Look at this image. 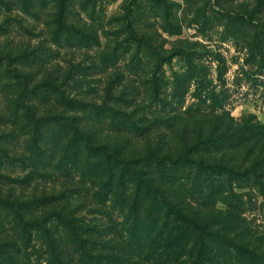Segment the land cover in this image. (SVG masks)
I'll list each match as a JSON object with an SVG mask.
<instances>
[{
    "label": "trees",
    "instance_id": "16d2710c",
    "mask_svg": "<svg viewBox=\"0 0 264 264\" xmlns=\"http://www.w3.org/2000/svg\"><path fill=\"white\" fill-rule=\"evenodd\" d=\"M54 1L58 9L56 41L60 42V30L67 42L85 39L87 45L92 40L98 43L94 35L68 24V0ZM241 18L246 17L241 14ZM127 29L128 44L135 42L137 50L154 54L153 100L166 106L163 111L167 115V108L171 112L176 107L174 102L161 97L163 80L156 73L181 52L166 55L168 51L162 44L136 34L130 24ZM23 56L27 58L26 54ZM15 59L10 53L0 54V64L5 61L3 72L6 77L16 78L13 84L19 91L10 99L11 116L15 126H22L20 129L29 138L30 156L19 161L25 164L30 159L31 167L35 168L24 177L12 180L23 186L32 183L36 174L41 175L37 168L46 167L47 157V150L41 144L42 129L57 128L67 132L61 162L58 166L48 163L44 169L50 167L61 172L63 166H68V156L74 165L82 159V169L89 174L92 186L90 191L86 190L87 194L92 193L95 203L111 207V211L103 210L106 221L94 218L87 222L86 216L79 214V205L73 203L75 195L81 192L77 189L20 197L0 190V231L8 225L19 231V239L0 243V264H19L18 257L26 256L35 231L47 243L50 264H264V233L253 236L254 233L241 232L246 221L243 218L246 202L236 192L237 188L250 185L264 194V125L231 128L211 123L209 128L197 135L185 136L172 147L165 141L166 134L177 130L182 120L180 113L172 114L166 122L154 118L146 124L148 119L138 114L139 106L131 110L115 104L126 99L115 97V102L101 103L82 101L65 89L58 78L49 76L37 80L33 79L32 70L14 68ZM187 66L184 75L176 77L174 100L182 97L185 92L183 89L181 93V88L185 87L186 91L188 81L197 76L193 73L196 65L192 59L188 58ZM41 100L46 106L61 104L76 110L73 114L62 111L42 114L37 106V101L43 104ZM22 119L24 122L20 125ZM106 122L114 131L102 129ZM155 125L161 127L155 130ZM5 137L0 135V140ZM203 151H231L236 160L208 161L200 155ZM238 151L245 158L240 159L236 155ZM4 160L15 161L0 146V165ZM50 175L53 174L47 171L41 176ZM0 177L10 179L1 172ZM117 210L123 216L121 221L112 214ZM69 243L75 245L71 255L66 251Z\"/></svg>",
    "mask_w": 264,
    "mask_h": 264
},
{
    "label": "rangeland",
    "instance_id": "374dc122",
    "mask_svg": "<svg viewBox=\"0 0 264 264\" xmlns=\"http://www.w3.org/2000/svg\"><path fill=\"white\" fill-rule=\"evenodd\" d=\"M66 3L68 24H73L80 32L94 35L98 43L92 40L91 45H87L85 39L67 42L60 30V42L56 41L58 9L54 0H0V54L10 53L16 58L13 67L32 70L35 72L33 79L58 78L65 89L82 101L101 103L104 100L115 102V97L126 99L117 100L115 104L131 110L139 106L138 114L148 119L146 124L154 118L166 122L172 114L180 113L182 120L177 130H169L166 140L163 139L172 147L185 136L197 135L209 128L211 123L231 128L264 125V0H68ZM241 14L246 18H241ZM129 24L136 34L146 35L155 44H162L168 51L166 55L181 52L156 73L163 80L161 97L174 102L176 107L175 110L171 108V112L167 108V115L163 111L166 106L153 100L154 54L137 50L135 42L128 44ZM188 58L196 65L193 73L197 76L188 81L186 91L185 87L181 88L180 92L183 89L185 92H181L182 97L174 100L176 77L186 72ZM42 60L44 63L39 65ZM4 66L5 61L0 64V135H5L6 139L0 140V146L15 161L1 163L0 172L10 179L0 177V190L14 197L32 193L60 194L64 189L81 190L73 202L81 208L79 214L85 215L87 222L94 218L105 220L103 210L110 212L111 207L95 203L93 194H87L86 190L90 191L92 186L89 174L82 169V159L74 165L68 156V166H63L61 172L50 167L44 169L48 163L58 166L61 162L65 131L43 127L41 132V144L47 150L46 167L36 168L41 175L47 171L53 175L36 174L32 183L23 186L12 180L24 177L35 167H31L30 159L25 164L19 161V158L30 156L29 138L20 129L22 126H15L11 116L10 99L19 91L13 84L16 78L6 77ZM37 102L42 114L59 111L73 114L76 110L61 104L46 106L42 100L43 104ZM22 122L23 119L20 125ZM171 122L174 124L176 120ZM160 127L155 125L154 128ZM112 128L108 122L102 126L104 131L112 132ZM69 133L68 130V148ZM242 151L236 154L240 159L245 158ZM232 154L231 151L200 153L208 161L224 162L235 161ZM244 186L236 189L246 202L243 213L246 221L241 232L262 235L264 194L256 187ZM219 206L223 203L219 202ZM112 214L119 218L118 221L123 219L118 210ZM13 239H19V231L14 230L13 225L0 231V243ZM46 244L35 231L26 256L18 257V263L50 264ZM66 251L73 254L75 245L69 243Z\"/></svg>",
    "mask_w": 264,
    "mask_h": 264
}]
</instances>
